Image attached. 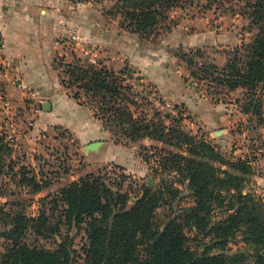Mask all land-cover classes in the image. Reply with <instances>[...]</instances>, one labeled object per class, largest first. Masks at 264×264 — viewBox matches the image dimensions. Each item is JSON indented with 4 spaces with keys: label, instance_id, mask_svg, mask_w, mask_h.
<instances>
[{
    "label": "trees",
    "instance_id": "obj_1",
    "mask_svg": "<svg viewBox=\"0 0 264 264\" xmlns=\"http://www.w3.org/2000/svg\"><path fill=\"white\" fill-rule=\"evenodd\" d=\"M185 1L115 0V8L121 28L148 41L160 31L171 30L170 13ZM243 15L257 30L254 39L228 53L221 68L186 58L190 70L186 82L197 85L202 80L226 93L241 90L242 112L258 116L264 98V0H246ZM62 68V87L73 90L79 104L85 105L82 97L88 100L95 108L93 116L115 143L148 139L183 150L158 158L155 171L173 173L177 181H162L153 189L143 186L130 209L126 194L93 174L60 191L64 207L59 224L83 230L85 243L80 250L84 264H264V203L260 196L244 191L253 175L250 162L226 159L210 143L182 131L180 121L166 125L161 120L135 117L130 105L136 103L122 73L80 59ZM36 179L33 176L24 182L40 192L45 186ZM176 185L186 186L191 205L179 206L178 213L172 215L173 203L181 194ZM54 206L58 208V202ZM162 207L171 209L165 221L157 215ZM6 219L10 228L0 233L6 241L0 264H70L66 240L53 251L23 240L29 231L38 237L60 233L58 226H49L44 213L37 218L17 214ZM239 242L244 249H230V244Z\"/></svg>",
    "mask_w": 264,
    "mask_h": 264
},
{
    "label": "rangeland",
    "instance_id": "obj_2",
    "mask_svg": "<svg viewBox=\"0 0 264 264\" xmlns=\"http://www.w3.org/2000/svg\"><path fill=\"white\" fill-rule=\"evenodd\" d=\"M5 1L9 9H21L25 20L38 14V17L46 15L52 23L56 16L62 26L65 16L72 26L69 34H77L83 40L81 46H76L75 41L64 38L67 57L58 58L54 64L61 68V77L64 71L62 67L66 64H75L78 59L85 61L86 56L77 58L71 53H106L116 46L118 39L127 44L125 37L130 33L121 28L115 0H0L1 3ZM245 4L246 0H186L171 11L170 31H160L148 41L134 35L137 47L145 53H166L164 61L167 63L169 84L174 79L176 83L186 84L189 90L190 95L184 103L163 102V65L151 73H143L132 66L110 71L122 73V78L126 80L129 95L136 103L130 105L135 117L156 122L161 120L166 125H171L173 120L180 121L182 131L198 141L210 143L226 159L250 162L253 175L248 177L244 191L260 196L264 203V98L260 115H246L242 112L241 90L226 93L202 80L197 85L186 82L190 76L186 58L198 65L214 64L221 68L227 61L228 53L254 39L257 30L250 26L243 15ZM117 31L119 34L116 36ZM160 59L163 61L162 55ZM99 61L91 65L101 66ZM4 69L0 64V72ZM152 80L160 81L159 86L153 84ZM0 92V210L3 211L0 215V233L10 228L7 216L21 214L37 218L44 213L49 217V226L52 229L58 226L60 233L38 237L29 231L23 240L32 247L51 251L66 240L72 255L70 264H84L80 250L85 243L83 230L59 224L60 211L64 207L59 193L64 187L93 174L112 189L126 194L129 199L127 208L130 209L141 196L143 186L153 189L162 181L178 179L167 171L155 172L158 158L183 153L175 144H161L148 139L115 143L111 136L112 145L104 142V146L96 152L92 149L86 153L82 150L84 146L62 129L41 130V121L33 116V102L28 97L22 98L20 106L1 108L5 99L11 96L2 82ZM81 101L94 115L95 108L88 100L82 97ZM194 103H200L202 109L206 110L200 120L192 112ZM212 109L213 113L219 115L229 113L228 121H220L213 115L209 117L208 110ZM146 156L149 157L148 161L144 159ZM222 168L226 169L224 166ZM33 176L41 186H45L40 192H34L25 185L24 179ZM176 187L180 188L181 194L173 203L172 215L178 213L179 206L191 205L186 186ZM56 202L58 208L54 206ZM157 215L165 221L171 215V209L162 207L157 210ZM237 244H230V249H244L240 242ZM5 249L6 241L0 235V256Z\"/></svg>",
    "mask_w": 264,
    "mask_h": 264
},
{
    "label": "crops",
    "instance_id": "obj_3",
    "mask_svg": "<svg viewBox=\"0 0 264 264\" xmlns=\"http://www.w3.org/2000/svg\"><path fill=\"white\" fill-rule=\"evenodd\" d=\"M37 15L35 18L25 20L21 9L11 10L7 1L0 2V64L5 68L0 72V82L11 96L5 99L1 108L20 106L22 98L26 96L33 102L35 114L33 116L40 119L41 130L62 129L74 136L84 146L85 150H82L86 153H90L92 149L96 152L104 146V142L112 145L111 135L103 129L91 109L79 104L71 91L62 87L60 82L62 70L54 65L58 58L67 57L64 47L67 43L64 38L75 41L76 46H81L83 40L77 37V34H69L72 32V26L68 24L65 16L61 26L56 16L50 23L46 15L39 17ZM117 34L119 31L116 32V36ZM126 35L127 44L118 39L116 46L109 48L106 53H71V56L73 54L77 58L86 56L85 61L100 60L101 66L108 70L132 66L143 73H151L154 69H161L163 65V102L184 103L190 95L189 90L186 84L176 83L174 79L169 84L168 75L166 76L167 63L164 61L166 53H145L137 47L136 36ZM161 55L163 61L160 59ZM152 82L157 86L160 84V81ZM45 103L49 104L48 107H45ZM192 112L200 120L206 110L202 109L200 103H194ZM213 112L214 109L208 110V116L213 115L220 121H228L229 113L219 115ZM90 145L95 147L91 148Z\"/></svg>",
    "mask_w": 264,
    "mask_h": 264
},
{
    "label": "built area",
    "instance_id": "obj_4",
    "mask_svg": "<svg viewBox=\"0 0 264 264\" xmlns=\"http://www.w3.org/2000/svg\"><path fill=\"white\" fill-rule=\"evenodd\" d=\"M88 63H90V64H95V62H94L93 59H88ZM0 94H1V92H0Z\"/></svg>",
    "mask_w": 264,
    "mask_h": 264
},
{
    "label": "water",
    "instance_id": "obj_5",
    "mask_svg": "<svg viewBox=\"0 0 264 264\" xmlns=\"http://www.w3.org/2000/svg\"><path fill=\"white\" fill-rule=\"evenodd\" d=\"M48 103H45V107H48ZM95 147V145H91V148H94Z\"/></svg>",
    "mask_w": 264,
    "mask_h": 264
}]
</instances>
